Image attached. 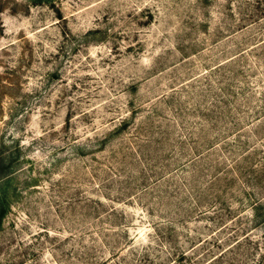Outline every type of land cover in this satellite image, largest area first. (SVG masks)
<instances>
[{"label": "rangeland", "instance_id": "rangeland-1", "mask_svg": "<svg viewBox=\"0 0 264 264\" xmlns=\"http://www.w3.org/2000/svg\"><path fill=\"white\" fill-rule=\"evenodd\" d=\"M0 264H264V0H0Z\"/></svg>", "mask_w": 264, "mask_h": 264}, {"label": "trees", "instance_id": "trees-1", "mask_svg": "<svg viewBox=\"0 0 264 264\" xmlns=\"http://www.w3.org/2000/svg\"><path fill=\"white\" fill-rule=\"evenodd\" d=\"M263 203H262V200H260L256 205L258 206V205H262Z\"/></svg>", "mask_w": 264, "mask_h": 264}]
</instances>
